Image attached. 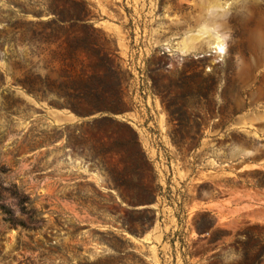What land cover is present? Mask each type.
<instances>
[{"label":"rangeland","instance_id":"374dc122","mask_svg":"<svg viewBox=\"0 0 264 264\" xmlns=\"http://www.w3.org/2000/svg\"><path fill=\"white\" fill-rule=\"evenodd\" d=\"M0 196V264H264V0H0Z\"/></svg>","mask_w":264,"mask_h":264},{"label":"trees","instance_id":"16d2710c","mask_svg":"<svg viewBox=\"0 0 264 264\" xmlns=\"http://www.w3.org/2000/svg\"><path fill=\"white\" fill-rule=\"evenodd\" d=\"M0 198H1V196H0ZM20 203H21V205H25L26 203L29 204L28 200L26 198L21 197V196H20ZM0 211H2V213H4V215L9 214L4 207H0Z\"/></svg>","mask_w":264,"mask_h":264},{"label":"bare ground","instance_id":"6f19581e","mask_svg":"<svg viewBox=\"0 0 264 264\" xmlns=\"http://www.w3.org/2000/svg\"><path fill=\"white\" fill-rule=\"evenodd\" d=\"M216 50L219 52V53H223L224 49L221 47V46H217L216 47Z\"/></svg>","mask_w":264,"mask_h":264}]
</instances>
